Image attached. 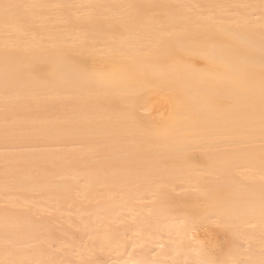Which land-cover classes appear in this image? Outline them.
<instances>
[{"label": "bare ground", "instance_id": "obj_1", "mask_svg": "<svg viewBox=\"0 0 264 264\" xmlns=\"http://www.w3.org/2000/svg\"><path fill=\"white\" fill-rule=\"evenodd\" d=\"M0 264H264V0H0Z\"/></svg>", "mask_w": 264, "mask_h": 264}, {"label": "rangeland", "instance_id": "obj_2", "mask_svg": "<svg viewBox=\"0 0 264 264\" xmlns=\"http://www.w3.org/2000/svg\"><path fill=\"white\" fill-rule=\"evenodd\" d=\"M73 217H74V215H72ZM214 236H216L217 238L215 239V241H216V243H219V242H221V239H222V237H221V235L220 234H218V233H214Z\"/></svg>", "mask_w": 264, "mask_h": 264}]
</instances>
